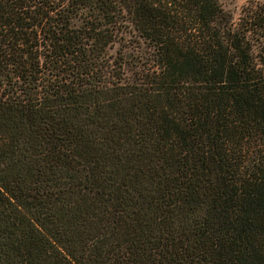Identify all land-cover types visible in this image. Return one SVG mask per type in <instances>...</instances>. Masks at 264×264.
Here are the masks:
<instances>
[{
  "label": "trees",
  "instance_id": "obj_1",
  "mask_svg": "<svg viewBox=\"0 0 264 264\" xmlns=\"http://www.w3.org/2000/svg\"><path fill=\"white\" fill-rule=\"evenodd\" d=\"M0 264H264V0H0Z\"/></svg>",
  "mask_w": 264,
  "mask_h": 264
},
{
  "label": "rangeland",
  "instance_id": "obj_2",
  "mask_svg": "<svg viewBox=\"0 0 264 264\" xmlns=\"http://www.w3.org/2000/svg\"><path fill=\"white\" fill-rule=\"evenodd\" d=\"M221 7L224 11L232 14V17L235 19L238 15L239 8L246 0H218ZM117 45L115 44L114 48L110 50L111 53L115 52Z\"/></svg>",
  "mask_w": 264,
  "mask_h": 264
}]
</instances>
